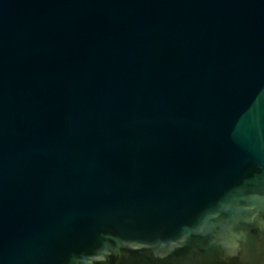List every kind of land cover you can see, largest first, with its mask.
Masks as SVG:
<instances>
[{
	"label": "water",
	"instance_id": "water-1",
	"mask_svg": "<svg viewBox=\"0 0 264 264\" xmlns=\"http://www.w3.org/2000/svg\"><path fill=\"white\" fill-rule=\"evenodd\" d=\"M0 264H264V0H0Z\"/></svg>",
	"mask_w": 264,
	"mask_h": 264
}]
</instances>
